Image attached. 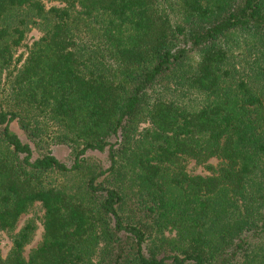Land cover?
Instances as JSON below:
<instances>
[{"label": "trees", "instance_id": "trees-1", "mask_svg": "<svg viewBox=\"0 0 264 264\" xmlns=\"http://www.w3.org/2000/svg\"><path fill=\"white\" fill-rule=\"evenodd\" d=\"M56 1L0 0V264H264V0Z\"/></svg>", "mask_w": 264, "mask_h": 264}, {"label": "rangeland", "instance_id": "rangeland-1", "mask_svg": "<svg viewBox=\"0 0 264 264\" xmlns=\"http://www.w3.org/2000/svg\"><path fill=\"white\" fill-rule=\"evenodd\" d=\"M43 1L47 7L53 5H61V3L56 0H43ZM42 34L43 31L40 25L38 24V22L36 23L31 22L29 25V30L27 31L26 39L23 45L17 50L16 57L20 56V54H24V58H25L29 52V48L31 47L32 43L38 38H40ZM21 64H19V67L21 66ZM146 126H148V123H144L141 127L144 128ZM15 130L21 133L17 125H15ZM54 149H55L54 150L55 154L61 160H66L69 157L70 148L67 145H63V144L55 145ZM97 155L103 158L105 163H107V160H105V155L100 153H98ZM208 163L212 164L215 168H218L219 165L221 164V160L219 158H211ZM187 168L189 172H191L192 174H201V175L212 174V170L207 167V163L201 164L196 162L194 159L188 160ZM43 216H44V208L42 207L40 202H37L35 206L28 213L23 214L21 216L17 224V228L15 230L12 231L0 230V252L2 256L6 257L8 255L13 244V237L19 232V230L24 225V223L29 219H33L36 222L38 228L36 230L32 242L25 248V255L26 257H28L30 251L34 247H36L42 240V236L44 232Z\"/></svg>", "mask_w": 264, "mask_h": 264}]
</instances>
